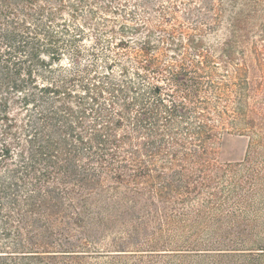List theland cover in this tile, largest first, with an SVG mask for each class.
I'll use <instances>...</instances> for the list:
<instances>
[{"label": "trees", "instance_id": "16d2710c", "mask_svg": "<svg viewBox=\"0 0 264 264\" xmlns=\"http://www.w3.org/2000/svg\"><path fill=\"white\" fill-rule=\"evenodd\" d=\"M263 198L264 0H0V264H260Z\"/></svg>", "mask_w": 264, "mask_h": 264}, {"label": "rangeland", "instance_id": "374dc122", "mask_svg": "<svg viewBox=\"0 0 264 264\" xmlns=\"http://www.w3.org/2000/svg\"><path fill=\"white\" fill-rule=\"evenodd\" d=\"M178 1V0H174ZM180 15H185L184 6L182 7V11ZM224 30L223 28L219 29L216 33H211L209 36V42H216L224 38ZM248 147V138L240 135H228L223 140V145L221 147V156L224 160L236 162L244 159L246 151ZM258 211V212H257ZM246 218L252 221H256L261 225V230L259 232V236L256 239L257 244L264 245V198L259 201L254 207L251 208V212H248ZM264 250H253L254 253L263 255ZM87 264H108L106 261L107 258L103 257L100 259H88ZM148 260V259H145ZM260 264H264V256H260ZM134 262H138V259L134 258L129 261V263L124 264H133ZM148 264V263H147ZM172 264H180V261L175 258L172 260ZM197 264H209L204 261H198Z\"/></svg>", "mask_w": 264, "mask_h": 264}]
</instances>
